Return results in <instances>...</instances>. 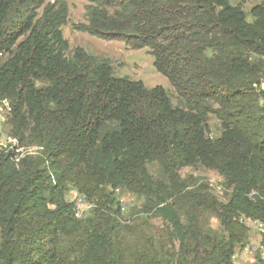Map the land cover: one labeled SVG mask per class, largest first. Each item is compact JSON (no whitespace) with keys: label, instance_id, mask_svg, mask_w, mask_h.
I'll return each mask as SVG.
<instances>
[{"label":"trees","instance_id":"16d2710c","mask_svg":"<svg viewBox=\"0 0 264 264\" xmlns=\"http://www.w3.org/2000/svg\"><path fill=\"white\" fill-rule=\"evenodd\" d=\"M85 1V23L73 28L147 48L177 105L162 87L117 77L107 61L70 48L64 0H0V99L11 104L14 136L45 149L18 164L0 151V264H126L115 213L81 223L65 202L69 172L91 191L130 188L146 198L187 254L188 240L201 237L189 234L198 229L193 213L208 211L210 196L200 185L188 191L182 168L221 177L228 219L264 221L263 69L254 61L264 59V0L251 22L228 0ZM210 116L219 122L216 138L207 135ZM149 164L170 189L153 180ZM206 241L209 264H232L231 235L224 244Z\"/></svg>","mask_w":264,"mask_h":264},{"label":"rangeland","instance_id":"374dc122","mask_svg":"<svg viewBox=\"0 0 264 264\" xmlns=\"http://www.w3.org/2000/svg\"><path fill=\"white\" fill-rule=\"evenodd\" d=\"M44 1L51 3L54 0ZM64 1L68 5L69 15L68 24L62 27V32L70 48L81 47L90 55L107 61L117 77H128L131 80L141 81L147 88L162 87L169 94L172 105H177L173 89L167 79L154 69L153 59L147 48L133 50L127 48L120 41H105L76 31L73 28L74 25L85 23V6L87 2L85 0ZM228 1L232 6H239L247 21L251 22L250 10L263 0ZM254 61L259 63L263 69L260 89L264 91V59L255 57ZM11 110L10 102L7 101V104H5L0 100V148L14 147L18 154L32 149L34 154L26 157L43 158L44 146L35 142L34 138L29 137L27 141L21 142L14 136ZM208 126L207 135L209 137L216 138L220 135L219 122L215 117H209ZM147 167L155 182L163 183L166 189H170L156 164H149ZM61 168L62 165L59 166V169ZM65 175V202L74 205L79 195H83L85 198V212L80 218H77L81 223L87 220H91L93 223L94 221L100 222L104 215L115 213L120 225L121 255L126 264H145L148 261L160 264L161 261L167 260L169 256L174 257L178 253V260L174 264H209L210 247L207 246L208 241L206 240L210 237L213 239L212 243L222 242L224 244L230 235L235 240L232 264H264V236L242 225L239 222L241 215L234 213L228 219L224 212L220 210L226 203L228 192H224L222 189L223 195L217 194L218 192L213 186L221 185L222 180L212 170L194 166L182 168L177 174L179 181L191 184L188 191L200 185L205 187L204 193L210 196V209L203 212V209L198 207L196 209L197 214L193 213L192 217L195 218L194 216H196L197 218L198 229H193L189 234H200L201 237L198 242L192 239L188 240L186 244L188 254L185 251L180 252L178 241L175 239L170 226L164 220L155 216L151 209V202L149 203L143 196L138 195L130 188L112 190L106 187L98 188L94 192L91 191V186H85L81 178L73 172ZM81 189H88V194ZM172 199L174 197L170 200L173 202ZM180 214L182 221L186 224V216L183 212ZM180 260L185 262L182 263Z\"/></svg>","mask_w":264,"mask_h":264},{"label":"built area","instance_id":"2783aa9c","mask_svg":"<svg viewBox=\"0 0 264 264\" xmlns=\"http://www.w3.org/2000/svg\"><path fill=\"white\" fill-rule=\"evenodd\" d=\"M2 103L7 104V100L5 99H0ZM0 151L7 153V152H12L13 155V161L18 164L20 159L25 158L26 156H32L34 153H32V149H30L28 152H24L21 154L17 153V150L13 148H7V147H1ZM213 182V181H211ZM213 188H215V190H217V194L220 196L223 195V191H221L223 188L221 185H215V187L213 186ZM256 195L255 192H251L248 197L253 198ZM84 196L83 195H79L74 203V216L76 218H80L82 216V214L85 212L84 209ZM239 222L241 224H243L245 227L247 228H251L253 229L255 232H257L259 235L264 236V221L263 220H259L256 218H251V217H240L239 218ZM262 248V247H261Z\"/></svg>","mask_w":264,"mask_h":264}]
</instances>
